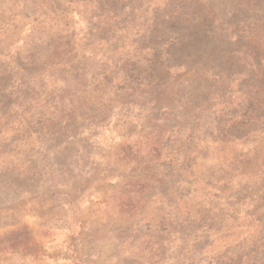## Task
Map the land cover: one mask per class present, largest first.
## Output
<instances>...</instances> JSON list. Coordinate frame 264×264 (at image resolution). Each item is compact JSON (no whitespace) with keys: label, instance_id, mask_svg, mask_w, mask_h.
<instances>
[{"label":"rangeland","instance_id":"rangeland-1","mask_svg":"<svg viewBox=\"0 0 264 264\" xmlns=\"http://www.w3.org/2000/svg\"><path fill=\"white\" fill-rule=\"evenodd\" d=\"M0 264H264V0H0Z\"/></svg>","mask_w":264,"mask_h":264}]
</instances>
